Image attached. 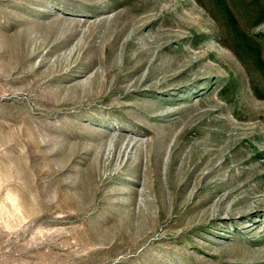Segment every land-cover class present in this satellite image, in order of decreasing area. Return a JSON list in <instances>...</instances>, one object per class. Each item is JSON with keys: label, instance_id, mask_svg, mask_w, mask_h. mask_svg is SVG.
I'll return each instance as SVG.
<instances>
[{"label": "rangeland", "instance_id": "obj_1", "mask_svg": "<svg viewBox=\"0 0 264 264\" xmlns=\"http://www.w3.org/2000/svg\"><path fill=\"white\" fill-rule=\"evenodd\" d=\"M224 1L264 64V0ZM237 43L212 0H0V264H264Z\"/></svg>", "mask_w": 264, "mask_h": 264}, {"label": "trees", "instance_id": "obj_2", "mask_svg": "<svg viewBox=\"0 0 264 264\" xmlns=\"http://www.w3.org/2000/svg\"><path fill=\"white\" fill-rule=\"evenodd\" d=\"M212 1L214 5L225 15L227 22L232 26L233 30L235 31V35L238 41L237 45L239 46V48H241L242 50H247L249 54L252 56V58L261 66L262 78L264 80V64L260 59L258 49L255 48L250 43V40L245 33L237 30L235 18L232 12L229 10L228 6L226 5L225 1L224 0H212ZM257 20L259 21V19Z\"/></svg>", "mask_w": 264, "mask_h": 264}]
</instances>
